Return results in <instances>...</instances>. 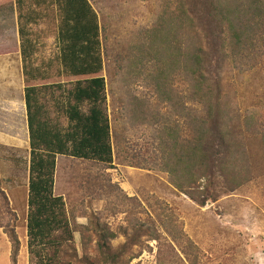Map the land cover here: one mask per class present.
Here are the masks:
<instances>
[{"label": "rangeland", "instance_id": "rangeland-1", "mask_svg": "<svg viewBox=\"0 0 264 264\" xmlns=\"http://www.w3.org/2000/svg\"><path fill=\"white\" fill-rule=\"evenodd\" d=\"M89 1L101 30L104 69L97 76L107 83L114 162L57 158L55 193L64 198L74 230L71 249L93 256L105 245L123 256V264H264V57L243 70L225 62L223 87L238 111L248 176L234 192L225 191L222 180L218 199L200 207L173 186L165 168L175 161V142L188 136L182 114L190 107L187 82L179 67L165 60L156 66L164 54L139 51L177 3ZM60 22L59 0H25L20 7L0 0V184L11 210L0 198V264H12L7 225L20 242L17 264H29L26 86L68 89L95 77L63 74ZM21 28L35 47L34 67L45 77L30 84L23 75Z\"/></svg>", "mask_w": 264, "mask_h": 264}, {"label": "trees", "instance_id": "trees-1", "mask_svg": "<svg viewBox=\"0 0 264 264\" xmlns=\"http://www.w3.org/2000/svg\"><path fill=\"white\" fill-rule=\"evenodd\" d=\"M20 7L25 0H16ZM60 66L68 77L93 78L62 85L26 86L30 139L27 250L29 264H123V256L100 245L93 256L71 249L74 230L63 197L55 193L57 158L71 157L112 165V125L107 111V83L98 15L89 0H59ZM173 14L158 19L144 55L164 54L187 82L189 109H182L188 136L175 142V161L165 164L173 186L204 207L216 201L222 180L234 192L246 182L248 166L239 115L223 87L225 62L243 70L264 57V0H175ZM25 82L45 77L34 67L35 47L21 28ZM127 73V72H126ZM126 80V75L122 77ZM62 99L63 103L59 100ZM51 103H53L51 105ZM51 105V107H50ZM56 115H54V112ZM66 123V125L62 122ZM181 133L183 130L174 128ZM244 134V132H243ZM3 208L11 213L1 189ZM11 263L17 264L20 242L10 225ZM111 239V238H110Z\"/></svg>", "mask_w": 264, "mask_h": 264}, {"label": "crops", "instance_id": "crops-1", "mask_svg": "<svg viewBox=\"0 0 264 264\" xmlns=\"http://www.w3.org/2000/svg\"><path fill=\"white\" fill-rule=\"evenodd\" d=\"M22 68H23V66H22Z\"/></svg>", "mask_w": 264, "mask_h": 264}]
</instances>
